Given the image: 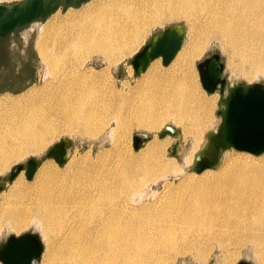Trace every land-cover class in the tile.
Segmentation results:
<instances>
[{"label": "bare ground", "instance_id": "1", "mask_svg": "<svg viewBox=\"0 0 264 264\" xmlns=\"http://www.w3.org/2000/svg\"><path fill=\"white\" fill-rule=\"evenodd\" d=\"M180 16L192 19L199 35L191 36L185 49L183 42L167 65L160 57L151 60L128 90L115 88L108 66L82 67L91 53L102 54L108 64L117 62L151 24ZM72 26L69 37L50 28L40 31L42 85L0 94V171L39 152L64 132L94 136L109 127L100 142L110 140L114 157L94 172L79 171L87 177L82 192L74 190L78 181L72 178L65 181V193H56L62 186L48 192L40 180L35 197L27 196L24 183L19 184L13 192L16 201L0 207V224L19 230L30 222L40 229L48 249L41 259L42 247L36 264H162L168 256L173 264L190 246L198 245L199 256L207 242H226L233 234H238L236 241L248 238L258 264H264V152L238 150L241 153L217 170L220 162L196 172L209 173L174 188L157 208L154 196L151 202L143 200L147 194L137 181H156L182 171L181 165L164 157L172 135L154 133L134 149L133 134L132 150L126 138L133 127L155 132L171 120L181 126L184 138L192 139L183 162H193L206 143V133L216 127L205 133L195 151L211 123L219 93H200L192 59L215 36L252 69L264 71V0H110L80 15ZM250 41L256 44L252 51ZM76 57L82 59L74 67L70 59ZM39 168L51 176L56 169L48 159L34 174ZM21 172L10 182L20 179ZM168 184L165 181L164 187ZM225 244L219 243L220 264H229L234 256Z\"/></svg>", "mask_w": 264, "mask_h": 264}, {"label": "rangeland", "instance_id": "2", "mask_svg": "<svg viewBox=\"0 0 264 264\" xmlns=\"http://www.w3.org/2000/svg\"><path fill=\"white\" fill-rule=\"evenodd\" d=\"M14 1L20 0H0V2L6 3ZM109 1L110 0H88L77 7L69 6L64 10L59 7L47 18L43 20L33 21L22 30L13 31L7 36L0 37V94L5 92L17 93L30 85H42L45 75V68L37 50V41L41 30H48V28H50L57 35L69 37L74 31V28L72 26L73 21L80 17V15H83L84 13L94 9L98 4L106 3ZM193 24L194 23L192 22V19L185 18L183 16L166 19L160 24H151L144 32L140 41L130 49L129 53L122 56V58L117 62L108 64L104 60L103 56H101L102 54L91 53L86 56L82 67L91 66L95 69H105L108 66L111 75L110 77L112 79L111 81L114 83L115 88L120 91H126L128 90L129 86L135 84L136 79L139 78L141 74L140 73L139 75H135L133 73V69L130 63V59L132 58L133 54L136 53L143 46V44L148 42L151 36L155 35L162 28L168 25H180L183 27L185 31V41L183 46L185 49L191 42V36H197L200 33V31L198 32L196 30V27L194 28ZM246 39L248 38L246 37ZM48 41L50 42V39ZM210 46H213V50L220 54L221 61L224 64L222 75L228 81L238 79L245 82L259 81L264 83L263 69H252L248 65V63L242 61L238 54L234 53L231 48L226 46L221 39L214 36L208 40V43L201 51V53L194 56V58L192 59V70L200 93H203L207 96L213 94L203 89L199 79L198 70L196 68V63L207 54H210ZM248 46L252 51L254 50L256 44L250 41L248 43ZM81 59L72 58L70 60H72V64L74 65V67H77L81 62ZM129 66L131 68L130 72H128ZM216 110L217 103L214 104L210 112L211 123L203 131L200 142L195 148V151L198 150V148L203 143L205 133L216 126L217 123L215 122H218V115L216 113ZM167 124L176 126L180 131V135L179 137L171 136L172 141L167 147H165L164 157L181 165L182 171L177 175L169 174L166 176V178H159L156 181L148 182L142 177L137 181V184L140 186L141 190L145 189V193L147 194V197L143 198V200L151 202L154 196L158 199V202L156 204L157 208L162 206L165 199L169 197L174 188L176 190H179L182 188V184L186 183L189 179L198 177L200 175L205 176L209 173L208 171L202 172L200 174H196V172L194 173V171H192L190 168L192 161L184 164L183 158L190 152L193 142L190 137L184 138L182 136L181 126L179 124L171 122V120H166L162 124V126L155 132L144 128L133 127L130 130L129 135L126 137L130 141L131 150L132 135L134 133L147 132L150 135H153L155 133L156 137H158L157 132ZM108 131L109 127H105L94 136H86L74 132H64L54 138L51 142L46 144V146L39 152L28 153L23 157L11 162L5 169L0 171V185L2 186L0 188V207L9 205V203L6 201H9L11 203L16 201L17 196H13V192L16 193L15 188L21 183H24V187L27 191V196L30 195L34 197L37 194V183L40 180L46 182L45 188L48 192L53 189V187L58 188L59 186H62V190L59 188V191H57L56 193H65V181L69 180L70 178L78 181L74 187L75 191H84V182L87 180V177H85L82 173L80 174L79 171L90 169L92 172H94L98 169L99 165L101 166L102 163H108L114 157V151L112 150L113 147L110 140H107L106 143L100 142L101 135L107 133ZM58 140H64L66 143V147L69 150V160L61 166L58 165L53 159L45 158L44 156L46 150ZM121 145L125 146V143L123 144V142H121ZM239 153L241 152L234 149L226 150L222 155L221 161L216 170L219 167H222L225 161L229 160L231 157L238 155ZM29 156H34L41 162L45 159L51 160L56 167V169L53 170L54 174L51 176L47 174L46 171H42L39 168L36 174H34L33 178H31L30 180H27L25 178L24 172L22 171L20 174V179L16 178L15 180H13V182L8 181L7 176L11 167L17 163L24 164ZM104 167L105 166H103V168ZM165 181H167L169 184L164 187ZM127 188H124V191ZM134 190L135 188H132L130 191H128L134 192ZM150 196L152 198H150ZM123 199L124 195L121 196V200ZM31 205L33 206V204ZM33 229L38 232L43 242V252L41 255L42 259L43 257H45L48 246L45 238L42 236L40 229L35 227V225L30 222H28L19 230L9 228V226L5 222H2L0 224V241L4 240L8 234L18 235ZM237 236L238 234H233L230 238L225 240L226 242H220L218 240L207 242V245L204 246L199 256H196L195 254L198 245H192L185 253L178 254L173 264H220L219 261L221 255H223V251L219 247V243H226L225 245H227V248L234 253V256L232 257L229 264H236L240 259L244 258L251 261L252 264H258V257L254 251L255 248L251 241L248 238H244V236H242V239H240L239 241H236L235 239ZM169 260L170 257L168 256L165 258V261L162 264H169Z\"/></svg>", "mask_w": 264, "mask_h": 264}, {"label": "water", "instance_id": "3", "mask_svg": "<svg viewBox=\"0 0 264 264\" xmlns=\"http://www.w3.org/2000/svg\"><path fill=\"white\" fill-rule=\"evenodd\" d=\"M87 0H20L10 3L0 2V37L19 31L36 20H43L61 7L79 6ZM185 40V31L180 25H168L133 54L130 63L133 73L138 75L148 63L160 57L161 64L167 65ZM207 54L196 63L199 79L204 90L218 92L219 121L215 129L206 133V143L195 155L190 168L200 172L204 168H215L222 153L229 149L241 150L258 155L264 152V83L259 81H228L223 75L224 64L220 54L210 46ZM166 133L179 137L180 131L171 124L165 125L158 136ZM150 134L136 132L133 148L137 149ZM68 148L64 140L54 142L44 153L45 158L63 165L68 158ZM41 161L29 156L25 163L14 164L7 176L8 181L20 172L30 180ZM2 186L0 185V188ZM42 240L34 229L21 234H8L0 241V261L3 264H36L42 251ZM236 264H252L248 259H240Z\"/></svg>", "mask_w": 264, "mask_h": 264}]
</instances>
